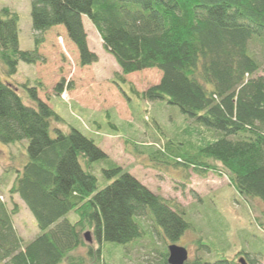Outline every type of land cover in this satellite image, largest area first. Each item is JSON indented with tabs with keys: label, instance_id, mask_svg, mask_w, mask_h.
Returning <instances> with one entry per match:
<instances>
[{
	"label": "trees",
	"instance_id": "1",
	"mask_svg": "<svg viewBox=\"0 0 264 264\" xmlns=\"http://www.w3.org/2000/svg\"><path fill=\"white\" fill-rule=\"evenodd\" d=\"M30 17L34 48L22 50L19 14L0 7V143L27 141L21 169L9 165L0 176V264H106L104 243L134 244L151 233L141 218L167 244L191 227L184 207L123 171L93 138L74 128L52 135L53 121L61 118L38 98L39 81L21 85L30 101L25 104L18 85L8 80L19 62L41 61L44 34L57 26L77 48L81 67L96 63L83 17L119 67L113 83L133 117L132 100H162L189 123L183 142L162 136L163 148L155 150L125 141L133 151L146 149L155 165L225 176L247 201L264 202V57L259 61L250 48L264 46V0H30ZM153 68L161 79L145 91L123 78ZM62 90L60 82L55 92ZM98 175L110 181L100 189ZM15 196L38 228L28 242L13 223L18 207L8 202ZM86 232L96 244L85 240ZM167 255L166 250L159 264H168ZM185 264L239 262L197 256Z\"/></svg>",
	"mask_w": 264,
	"mask_h": 264
},
{
	"label": "rangeland",
	"instance_id": "2",
	"mask_svg": "<svg viewBox=\"0 0 264 264\" xmlns=\"http://www.w3.org/2000/svg\"><path fill=\"white\" fill-rule=\"evenodd\" d=\"M3 6L19 14L20 49H33L30 0H0V7ZM83 24L89 49L96 54L98 61L81 67L77 48L64 28L49 29L38 49L41 61L35 64L19 62L17 73L8 78L18 85V93L25 104H30V101L21 85L34 86L35 81H39L40 84L36 85L38 98L48 103L61 118V121H53L52 135L55 129L81 131L93 138L123 171H128L152 192L175 200L184 207L191 227L175 244L189 251V260L197 256L206 257L208 261L224 257L238 263L243 258L246 264L251 260L255 264H264V253H258L264 252V202L259 199L247 201L228 184L225 176L209 173L201 177L191 169L184 172L182 166L170 163L155 165L146 149L143 150L145 153H139L125 142L132 141L138 148L154 146L159 150L163 148L162 136L166 140L175 138L183 142V133L189 123L177 108L162 100H132L133 117L127 98L113 83L115 74L120 72L119 67L103 48L91 22L83 17ZM250 48L262 61L264 46L251 43ZM259 75L264 74L261 72ZM123 78L137 92H142L159 83L161 71L145 69L123 75ZM60 82L63 83L61 95L55 92ZM26 147L27 141L11 145L0 143V176L9 165L21 169L27 158ZM99 177V189L110 182ZM3 194L2 199L6 201L8 197ZM12 202H8L11 207L13 204L18 207L14 226L28 242L38 233L35 220L17 196ZM69 217L74 219L73 214ZM141 221L151 233L134 244L104 243L101 250L106 264H159L162 261L170 243L162 240L147 219L141 218ZM90 243L96 244L92 236ZM243 251L248 256H236Z\"/></svg>",
	"mask_w": 264,
	"mask_h": 264
},
{
	"label": "water",
	"instance_id": "3",
	"mask_svg": "<svg viewBox=\"0 0 264 264\" xmlns=\"http://www.w3.org/2000/svg\"><path fill=\"white\" fill-rule=\"evenodd\" d=\"M84 238L88 243L91 242L89 232L84 234ZM167 253L168 264H185L189 259L188 250L185 247L176 244H169L167 247ZM238 262L239 264H246L243 258H240Z\"/></svg>",
	"mask_w": 264,
	"mask_h": 264
},
{
	"label": "flooded vegetation",
	"instance_id": "4",
	"mask_svg": "<svg viewBox=\"0 0 264 264\" xmlns=\"http://www.w3.org/2000/svg\"><path fill=\"white\" fill-rule=\"evenodd\" d=\"M188 254L190 255L189 251H188Z\"/></svg>",
	"mask_w": 264,
	"mask_h": 264
},
{
	"label": "crops",
	"instance_id": "5",
	"mask_svg": "<svg viewBox=\"0 0 264 264\" xmlns=\"http://www.w3.org/2000/svg\"><path fill=\"white\" fill-rule=\"evenodd\" d=\"M88 41V40H87Z\"/></svg>",
	"mask_w": 264,
	"mask_h": 264
}]
</instances>
